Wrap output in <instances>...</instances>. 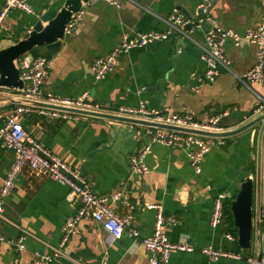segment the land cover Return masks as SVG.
Instances as JSON below:
<instances>
[{
	"label": "crops",
	"instance_id": "crops-1",
	"mask_svg": "<svg viewBox=\"0 0 264 264\" xmlns=\"http://www.w3.org/2000/svg\"><path fill=\"white\" fill-rule=\"evenodd\" d=\"M62 2L27 0L32 14L9 11L4 22L6 31H0V50L24 39L43 12L56 9ZM201 2L126 0L118 8L104 3L86 6L81 20L64 35L59 52L50 58L42 97L77 98L87 93L90 101L109 114H115L119 107L144 104L164 114L189 113L197 122L227 112L218 122L221 131L246 124L264 106V84H243L236 78L256 64L257 51L249 43L237 48L227 45L225 54L233 74L220 70L213 82L205 79L200 50L190 40L177 36L130 50L118 59L112 73L99 81L93 78V61L107 56L124 36L164 31L162 20L171 15L197 20L202 17H198ZM4 4L5 0H0V11ZM263 4L264 0H212L206 17L189 29L190 37L203 40L211 27L207 18L243 36L258 26ZM15 98L11 92L0 90V126L19 106L6 103ZM19 122L46 150L86 177L95 195L122 192L112 207L120 217L133 216L131 226L138 240L126 234L113 240L99 224L82 219L77 233L60 247L62 227L76 212L78 203L66 201L68 189L64 185L25 168L3 202L6 221H0V236L4 238L0 241V264H29L33 254L51 255L52 249H60L63 256L45 264H147L141 239L152 234L155 222V211L146 209L148 205L160 206L163 216L174 219V224L165 230L171 243L186 242L194 249L193 253L171 254L168 264H252L258 256L264 259V179L260 189V230L255 233L254 205L249 249L238 246L237 231L232 232L229 220V203L240 184L245 178L254 182L260 123L242 134L219 139L202 158L197 174L185 150L152 144L144 155L148 173L138 175L131 172L130 157L146 145L145 127L81 116L77 121L49 119L36 111L22 114ZM12 163V152L0 145V186ZM221 194L226 198L224 219L213 228V202ZM20 236L24 237L25 247L21 252L15 246ZM203 248L239 259L211 262L200 253Z\"/></svg>",
	"mask_w": 264,
	"mask_h": 264
},
{
	"label": "built area",
	"instance_id": "built-area-1",
	"mask_svg": "<svg viewBox=\"0 0 264 264\" xmlns=\"http://www.w3.org/2000/svg\"><path fill=\"white\" fill-rule=\"evenodd\" d=\"M126 0H89L87 6L104 3L118 8ZM212 0H202L198 5L200 18L206 17ZM11 10H18L26 14H32L33 10L27 4V0H5L3 9L0 11V31H6L5 19ZM82 11L69 21L65 28V35L69 34L76 23L81 20ZM188 20L181 15H171L162 20L166 28L164 31H153L134 36H124L122 42L118 44L107 56L96 58L92 63V74L96 81L104 79L112 73L118 59L133 49H142L151 44L166 41L177 36L180 39L190 40L201 53V62L205 66V79L213 82L220 70L233 74L230 68L225 51L230 43L233 47H239L243 40H247L257 51V61L254 67L242 76H236L237 80L243 84L257 83L264 84V4L257 27L250 29L243 36H239L232 29L221 28L211 19L210 29L205 33L201 42L190 37V31L186 29L188 25L198 26L202 19ZM51 68V60L46 57L35 58L30 66L21 70L20 77L24 81L23 91L18 97L28 100L44 102L46 104L61 106L66 108L104 112L98 104L89 100L88 94L84 93L77 98L59 97L47 95L42 97V85L44 78ZM264 106H260L254 114L262 111ZM36 111L39 115L49 119L74 120L80 116L61 111L39 109L29 106H17L0 126V145L12 152L13 163L5 175L0 186V221H6L3 211L4 200L13 192L15 182L22 171L26 168L32 174L53 180L67 187L66 201L78 203V209L70 215L61 230L60 247H63L70 237L77 233L78 224L82 219H91L101 226L105 234L113 240L120 239L124 234L133 240H138V233L132 229L133 216H118L112 205L120 200L122 192L116 191L107 195L97 196L93 193L91 186L80 173L73 170L63 160L51 154L40 143H38L29 133H27L19 122V118L24 113ZM115 115L127 118H134L153 123H159L179 128H188L207 132H221L218 128L220 118L227 116L224 112L221 115L213 116L205 122H197L189 113L184 114H164L157 109L139 104L137 107H119ZM144 135L147 138L146 145L133 156L130 157L131 172L138 175L148 173V168L144 163V155L152 144H159L170 149L185 150L195 173L200 172V164L209 148L219 142V139L196 136L192 134L167 131L156 128H146ZM225 196L219 195L213 202L210 224L213 228L220 226L224 219L223 207ZM148 210L155 211V222L153 232L150 236L141 239V244L147 253V264H168L169 256L173 253H193L194 249L186 242L171 243L166 236V226L174 224V219L166 218L162 214L160 206L148 205ZM264 234V233H263ZM229 240L230 235H226ZM4 238L0 236V241ZM24 237L20 236L15 243L19 252L24 251ZM200 253L211 262L220 259H235L239 257L231 255L213 248H203ZM60 249H52L51 255L35 253L29 264H45L62 257ZM255 264L256 262H251ZM99 264H106L104 261ZM259 264H264L262 259Z\"/></svg>",
	"mask_w": 264,
	"mask_h": 264
},
{
	"label": "water",
	"instance_id": "water-1",
	"mask_svg": "<svg viewBox=\"0 0 264 264\" xmlns=\"http://www.w3.org/2000/svg\"><path fill=\"white\" fill-rule=\"evenodd\" d=\"M88 2L89 0H63L56 9H49L43 12L33 24L31 30L27 32V36L24 39L0 50V90L9 91L17 97L15 100H8L6 103L61 111L81 117L102 119L145 128L163 129L213 139L234 137L260 123L257 134L254 182L251 178H245L240 184L237 194L229 203L233 225L237 230V244L243 250L249 249L252 238L254 205L255 233L259 234L260 230V189L264 179V111H261L252 117L249 122L234 130L207 132L127 118L106 112L54 106L44 102L28 101L17 96L23 91L25 85L20 77L21 70L28 68L35 58H51L59 52L64 42L67 24L87 6ZM200 16L201 13L199 12L198 17ZM194 26L195 24H190L186 29L189 30ZM244 43H248V41L243 40L239 47ZM21 62L22 65L20 64ZM260 261L261 259L258 256L255 264H259Z\"/></svg>",
	"mask_w": 264,
	"mask_h": 264
},
{
	"label": "trees",
	"instance_id": "trees-1",
	"mask_svg": "<svg viewBox=\"0 0 264 264\" xmlns=\"http://www.w3.org/2000/svg\"><path fill=\"white\" fill-rule=\"evenodd\" d=\"M223 210H224V207H223ZM224 214V212H223ZM229 220H230V229L232 230L233 233H236V228H234L233 226V220L231 219V217H229Z\"/></svg>",
	"mask_w": 264,
	"mask_h": 264
}]
</instances>
